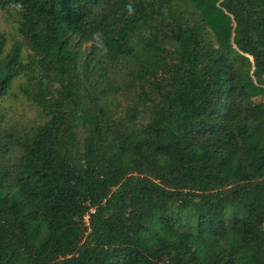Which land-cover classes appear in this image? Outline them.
<instances>
[{"label": "trees", "instance_id": "obj_1", "mask_svg": "<svg viewBox=\"0 0 264 264\" xmlns=\"http://www.w3.org/2000/svg\"><path fill=\"white\" fill-rule=\"evenodd\" d=\"M0 12V264H264V0Z\"/></svg>", "mask_w": 264, "mask_h": 264}, {"label": "rangeland", "instance_id": "obj_2", "mask_svg": "<svg viewBox=\"0 0 264 264\" xmlns=\"http://www.w3.org/2000/svg\"><path fill=\"white\" fill-rule=\"evenodd\" d=\"M8 20L7 15L0 12V29L7 35L16 36L14 25ZM14 90L19 91L17 86L14 87ZM1 108L7 112V119L17 126L32 127L42 122L39 111L21 94L18 95L17 99H5ZM244 216V213H240V217Z\"/></svg>", "mask_w": 264, "mask_h": 264}]
</instances>
